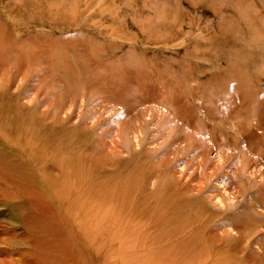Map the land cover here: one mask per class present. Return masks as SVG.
Instances as JSON below:
<instances>
[{"label": "rangeland", "instance_id": "1", "mask_svg": "<svg viewBox=\"0 0 264 264\" xmlns=\"http://www.w3.org/2000/svg\"><path fill=\"white\" fill-rule=\"evenodd\" d=\"M37 240L264 264V0H0V261Z\"/></svg>", "mask_w": 264, "mask_h": 264}, {"label": "bare ground", "instance_id": "2", "mask_svg": "<svg viewBox=\"0 0 264 264\" xmlns=\"http://www.w3.org/2000/svg\"><path fill=\"white\" fill-rule=\"evenodd\" d=\"M8 137V136H7ZM251 142V141H250ZM234 145V144H233ZM75 178V177H74ZM73 178V179H74ZM52 181V180H51ZM65 181V180H64ZM69 184H71V182L70 181H67ZM66 182V184H68ZM53 184H55V181H54V183ZM52 184V185H53ZM64 184H65V182H64ZM65 184V185H66ZM73 184H74V181H73V183L71 184L72 186H73ZM78 185V184H77ZM47 187V186H46ZM54 187V186H53ZM70 186H68V188H69ZM74 187V186H73ZM54 188H56V187H54ZM54 188H52L53 189V191H55V189ZM71 189V188H70ZM68 190V189H67ZM76 189H74V191H75ZM60 191H61V189H60ZM71 191H73V190H71ZM55 193H58V198H59V201L60 202H62L63 200H62V198L63 197H65V195H64V189H63V194H62V192H55ZM55 193H53V195L55 194ZM67 193V192H66ZM73 193V192H72ZM86 194H87V192H86ZM94 194V193H93ZM64 195V196H63ZM66 197H70V196H67L66 195ZM93 197V196H92ZM92 197H90V198H92ZM87 199V198H86ZM67 201V200H66ZM59 202V203H60ZM30 204V203H29ZM86 205V204H85ZM61 206H63V205H61ZM94 206L95 205H93V208H94ZM86 207V206H85ZM92 207V206H91ZM83 208H81V210H82ZM86 209V208H85ZM98 209V208H97ZM37 210V209H36ZM39 210V209H38ZM40 211V210H39ZM81 212V211H80ZM41 213V212H40ZM79 213V212H78ZM42 214V213H41ZM40 214V215H41ZM29 222V221H28ZM48 223V222H47ZM82 225V224H81ZM89 225V224H88ZM30 226V225H29ZM85 225H83V227H84ZM82 227V226H81ZM4 232V231H3ZM85 232H87L88 233V231H85ZM91 232V231H90ZM89 232V233H90ZM89 233H88V235H89ZM114 237V236H113ZM28 239V238H27ZM23 240V239H22ZM55 240V239H54ZM29 241V240H28ZM32 241V240H31ZM38 242L36 243V244H34L33 246V249L34 250H32L33 252H35L36 250H37V248L39 247V249L37 250L38 252H37V254L39 255V259H36V258H33V259H35L37 262H39V261H41L39 264H82V262H83V260H82V262L81 263H79L81 260L77 257V254H76V250H73V249H70V248H68V246L63 242V243H61V242H58V241H54V242H56V243H53V242H47L48 240H43V241H39V240H37ZM89 241H91V240H89ZM24 242V241H23ZM93 242V241H92ZM229 243V242H228ZM227 244V243H226ZM21 245V244H20ZM228 245V244H227ZM227 245H225L226 247H227ZM12 246V248H14V249H16V244L15 245H11ZM10 246V247H11ZM229 247V246H228ZM11 248V250H8V249H2L3 250V252H4V250L5 251H7V253H5L6 255H4V256H6V258H9L10 259V261H12L13 263H16V259H13V258H15V255H14V249H12ZM30 248V247H29ZM1 249V248H0ZM91 250V249H90ZM1 251V250H0ZM30 252V251H29ZM91 252V251H90ZM30 253H32V252H30ZM92 253H93V251H92ZM92 253H91V255H92ZM2 254V253H1ZM0 254V255H1ZM3 255V254H2ZM31 255H34V254H31ZM36 256V255H35ZM2 257V256H1ZM30 257H33V256H30ZM25 258V257H24ZM32 258H27V259H23V260H18L17 261V263L18 264H38L35 260H33ZM1 262V261H0ZM2 264H10V263H7V262H1ZM84 264V263H83Z\"/></svg>", "mask_w": 264, "mask_h": 264}]
</instances>
